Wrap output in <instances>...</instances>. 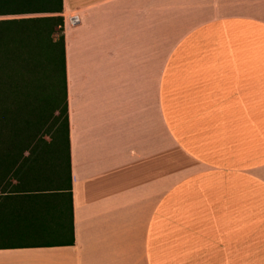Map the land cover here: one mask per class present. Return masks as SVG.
<instances>
[{
	"label": "crops",
	"instance_id": "1",
	"mask_svg": "<svg viewBox=\"0 0 264 264\" xmlns=\"http://www.w3.org/2000/svg\"><path fill=\"white\" fill-rule=\"evenodd\" d=\"M63 17L75 243L0 264H264V0Z\"/></svg>",
	"mask_w": 264,
	"mask_h": 264
},
{
	"label": "trees",
	"instance_id": "2",
	"mask_svg": "<svg viewBox=\"0 0 264 264\" xmlns=\"http://www.w3.org/2000/svg\"><path fill=\"white\" fill-rule=\"evenodd\" d=\"M22 15L37 16L0 19V249L72 246L63 0H0ZM17 231L42 238L7 242Z\"/></svg>",
	"mask_w": 264,
	"mask_h": 264
},
{
	"label": "rangeland",
	"instance_id": "3",
	"mask_svg": "<svg viewBox=\"0 0 264 264\" xmlns=\"http://www.w3.org/2000/svg\"><path fill=\"white\" fill-rule=\"evenodd\" d=\"M37 15H22V16H3L0 17V19H12V18H19V17H34ZM42 236L35 232L31 231H17L15 234H12L10 236H7L6 241L7 242H21V241H33L36 239H41Z\"/></svg>",
	"mask_w": 264,
	"mask_h": 264
},
{
	"label": "built area",
	"instance_id": "4",
	"mask_svg": "<svg viewBox=\"0 0 264 264\" xmlns=\"http://www.w3.org/2000/svg\"><path fill=\"white\" fill-rule=\"evenodd\" d=\"M78 21H79L78 17L77 16H73L71 18V21L70 22H71L72 25H74V24L78 23Z\"/></svg>",
	"mask_w": 264,
	"mask_h": 264
}]
</instances>
